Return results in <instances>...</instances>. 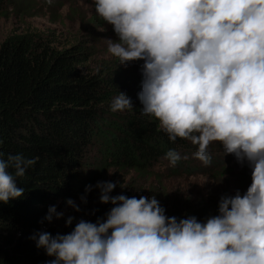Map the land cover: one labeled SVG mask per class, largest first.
<instances>
[{
    "label": "clouds",
    "instance_id": "obj_1",
    "mask_svg": "<svg viewBox=\"0 0 264 264\" xmlns=\"http://www.w3.org/2000/svg\"><path fill=\"white\" fill-rule=\"evenodd\" d=\"M93 3L116 36L106 39L108 53L123 66L143 61L141 113L156 118L169 141L197 146L193 155L204 165L210 142H221L224 155L252 169V182L243 195L221 196L218 214L203 222L166 216L154 196H111L116 184L97 182L100 203L113 205L103 220L30 237L54 257L45 264H264V0ZM128 109L131 98L119 91L110 110ZM165 159L175 166L187 156L169 149ZM37 160L0 153V202L22 197L17 178ZM66 204L80 211L72 199ZM63 215L50 206L45 219Z\"/></svg>",
    "mask_w": 264,
    "mask_h": 264
},
{
    "label": "trees",
    "instance_id": "obj_2",
    "mask_svg": "<svg viewBox=\"0 0 264 264\" xmlns=\"http://www.w3.org/2000/svg\"><path fill=\"white\" fill-rule=\"evenodd\" d=\"M35 1L0 0V18L11 16L22 23L44 12L55 23L57 12L69 6L64 18L83 21L75 7L80 0H41L39 6ZM91 12L68 41L27 28L0 43V153L5 158L38 157L17 178L22 197L0 202V264H45L54 257L36 247L30 239L34 233L68 234L81 219L103 220L113 205L100 203L97 182H114L111 196H154L166 216H195L201 222L218 214L221 196L237 190L243 195L252 182V169L234 155H224L221 142H210L212 160L204 165L193 155L197 146L179 137L169 141L159 121L141 113L137 93L143 61L123 66L112 59L101 44L104 37L93 32L105 27L115 40L112 26L96 14L95 6ZM119 91L131 98L133 109L110 110ZM169 149L187 159L170 165L165 159ZM199 177L203 184L186 185ZM171 180L182 183L173 190ZM86 185L92 186L87 193ZM67 199L80 211L68 206ZM50 206L73 210L72 224H50L45 219Z\"/></svg>",
    "mask_w": 264,
    "mask_h": 264
},
{
    "label": "rangeland",
    "instance_id": "obj_3",
    "mask_svg": "<svg viewBox=\"0 0 264 264\" xmlns=\"http://www.w3.org/2000/svg\"><path fill=\"white\" fill-rule=\"evenodd\" d=\"M58 1V0H57ZM62 3H66L68 0H59ZM76 1V0H75ZM42 2L41 0H36L35 4L39 6ZM68 4V3H66ZM54 6V5H53ZM69 7V6H68ZM64 7L60 11L57 12L59 15L60 20L52 23L51 19L49 18L48 15H46L44 12H42L39 16L31 17V18H26L24 21L19 22L16 19H13L11 16L8 18H0V43L11 33H22L24 32L27 28L28 29H35L38 31H42L44 33H54L55 38L59 40V42H63L70 40L72 37V34L75 31H79V28H81L83 24V21L86 22L89 19V14L92 13L91 9H94V3L92 0H80L77 2L76 8L79 9V14H82V20L83 21H77V22H69L67 21L64 16L66 15L67 8ZM56 11V8L54 9ZM87 10L89 12H87ZM54 11V12H55ZM57 16V15H56ZM93 32L97 33L101 37V39L104 37L103 42L101 43L103 46L107 45L106 44V39H111L109 37V31L104 27L103 30L98 29L94 30ZM112 59L113 57L111 55ZM199 182L200 184H203L204 181L199 177L195 179H191V181L187 182L186 185L188 187H191L193 185V182ZM202 181V182H201ZM181 181H176V180H171L168 183L169 188L176 190L179 184H181ZM198 185V184H197ZM64 213L63 217L60 219H56L55 217L52 219L50 224H62L66 221V219L71 216L74 217V211L70 209H64L62 210Z\"/></svg>",
    "mask_w": 264,
    "mask_h": 264
}]
</instances>
